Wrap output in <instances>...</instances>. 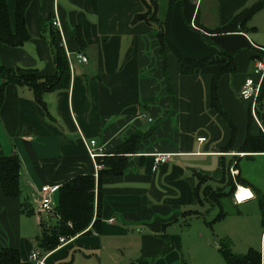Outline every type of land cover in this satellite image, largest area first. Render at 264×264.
Instances as JSON below:
<instances>
[{"label": "crops", "instance_id": "0c3cea01", "mask_svg": "<svg viewBox=\"0 0 264 264\" xmlns=\"http://www.w3.org/2000/svg\"><path fill=\"white\" fill-rule=\"evenodd\" d=\"M258 1L175 0L174 46L189 58L215 62L196 69L169 49L165 64L157 30L132 23L145 11L141 0H33L26 14L30 40L18 48L0 43V64L54 77L48 42L49 25L57 18L70 86L45 93V108L26 87L10 84L0 96V157L18 156L22 190L20 198H7L0 185V251L17 250L20 264H38L31 259L36 251L43 264H226L219 247L227 242L238 256L259 251L264 264L258 195L264 196V151L258 148L264 147V107L250 114L239 96L245 80L257 78L254 59L264 48V9L243 31H219ZM6 3L14 31L16 0ZM169 6L170 0L160 1L161 20ZM76 27L86 43L83 51L69 35ZM221 52L233 55L237 64L235 73L220 76L217 88L234 130L212 108L214 76L228 65ZM137 132L147 136L135 153L124 155V174L102 177L98 230L94 219L83 233L43 252L37 241L41 221L52 226L57 218L39 211L42 187L60 189L78 176H97L86 143L96 140L102 161ZM161 155L168 159L156 166ZM230 178L235 188L227 186ZM207 187L229 194L223 197L226 217L213 224L217 215L208 220L205 205L217 214L220 209L206 199Z\"/></svg>", "mask_w": 264, "mask_h": 264}, {"label": "trees", "instance_id": "16d2710c", "mask_svg": "<svg viewBox=\"0 0 264 264\" xmlns=\"http://www.w3.org/2000/svg\"><path fill=\"white\" fill-rule=\"evenodd\" d=\"M33 0H16L15 5V30H12L8 7L6 0H0V43L12 48L23 46L30 40V34L27 28L26 14ZM145 11L138 14L133 19V24L145 23L157 30L161 53L165 64L167 62V49L177 57L180 63L188 65L196 69H204L215 64L210 58L195 60L181 54L174 46L170 38V13L171 7L175 0H170V6L166 19L161 20L159 17V7L161 0H141ZM264 9V0H259L255 5L243 10L232 21L231 25L219 31L228 33L232 31H243L244 26L250 18L259 10ZM51 38L48 45L51 50V55L54 60L56 74L54 77L41 76L38 71L17 67L15 69L5 68L0 64V96L4 94V90L8 85H15L20 88H29L34 96L35 101L43 108L45 102L42 97L47 92H55L68 90L70 86V67L68 57L63 45V39L60 31L50 23ZM239 27V28H237ZM237 28L236 30H233ZM69 35L72 40L79 46L81 51L85 50L86 43L83 38L80 27L69 28ZM222 57L228 58V65L222 71L214 76L212 83V108L218 112L224 120H226L234 130L233 122L230 117L223 111L218 94V80L222 74L235 73L237 64L233 55L220 53ZM264 107V92H260L257 110ZM249 113L251 114L250 109ZM146 134L137 132L129 137L126 142L121 145L112 155L100 161L102 157L96 161L104 166L97 176H78L65 184H63L57 193V205L52 213L57 218L55 224L46 226L44 221H41L42 235L38 237L39 248L43 252L55 250L60 245V237H74L83 233L95 219L93 226L98 230L101 213H102V192L101 181L105 175H122L126 168L127 158L125 154L135 153L141 141L146 137ZM259 150L264 151L262 145L258 146ZM99 160V161H98ZM20 159L17 155L0 157V185L3 193L7 198H20L22 190L20 186ZM227 186L235 188L234 181L230 178ZM205 197L208 201L215 203L220 209L213 224L216 221H221L226 217L227 213L224 210L223 197H228L229 194H224L222 190H212L207 187L204 190ZM233 193V192H232ZM259 201L261 204L262 213L264 216V196L260 193ZM25 210V204H24ZM264 222V221H263ZM70 223V226L68 225ZM90 233V231L86 232ZM219 252L222 254L226 264H261V254L259 251L251 250L245 256L235 255L229 244L224 242L219 247ZM0 264H20L19 252L15 249H2L0 251ZM186 264V263H184Z\"/></svg>", "mask_w": 264, "mask_h": 264}, {"label": "built area", "instance_id": "2783aa9c", "mask_svg": "<svg viewBox=\"0 0 264 264\" xmlns=\"http://www.w3.org/2000/svg\"><path fill=\"white\" fill-rule=\"evenodd\" d=\"M53 26L59 27L60 28V23L58 22L57 18L53 21ZM260 54L256 55L254 59V74L256 75L257 78H247L244 82V85L242 89L240 90L239 96L240 99L243 102H246L248 105V108L250 111L253 113L258 105V100L260 97V92H261V85L262 81L264 78V48H259L258 50ZM79 60L82 63H86L88 60L85 56H79ZM199 142H204L205 139H199ZM87 150L89 156L96 161L98 158L102 157V152L101 150H98L97 148V142L96 140H91L90 142H87ZM168 159V156H156L155 157V165L157 166L161 162H166ZM96 169V174L100 170L103 169V165L99 164L96 162L95 165ZM233 174L235 173L232 172ZM58 187H50V186H44L38 193V205H39V211L44 214H49L52 213L53 210L55 209V203H54V195L58 192ZM237 200L239 201L238 197ZM60 245L65 244L68 239L61 237L59 239ZM41 255L39 252H34L31 255V259L38 264H43V259L40 258Z\"/></svg>", "mask_w": 264, "mask_h": 264}, {"label": "rangeland", "instance_id": "374dc122", "mask_svg": "<svg viewBox=\"0 0 264 264\" xmlns=\"http://www.w3.org/2000/svg\"><path fill=\"white\" fill-rule=\"evenodd\" d=\"M145 119V118H144ZM208 206V207H207ZM205 207H207L208 209H206V211H207V219L208 220H212L216 215H217V209H211L212 207H211V205H208V204H206L205 205ZM225 209H227V208H225ZM230 209H233V208H230ZM228 210V209H227ZM229 211V210H228ZM68 225L70 226V223H68ZM206 230V232L208 233H210L211 231H209L208 229H205ZM212 239H213V241L215 242V243H221L222 241L220 240L219 241V239H215V237H212Z\"/></svg>", "mask_w": 264, "mask_h": 264}, {"label": "bare ground", "instance_id": "6f19581e", "mask_svg": "<svg viewBox=\"0 0 264 264\" xmlns=\"http://www.w3.org/2000/svg\"><path fill=\"white\" fill-rule=\"evenodd\" d=\"M239 196H240V198L245 199L246 196H247V194H246V192H244V190L241 189V190L239 191Z\"/></svg>", "mask_w": 264, "mask_h": 264}]
</instances>
